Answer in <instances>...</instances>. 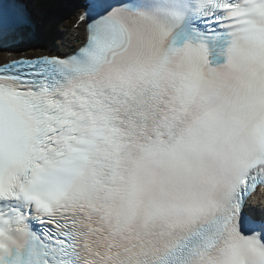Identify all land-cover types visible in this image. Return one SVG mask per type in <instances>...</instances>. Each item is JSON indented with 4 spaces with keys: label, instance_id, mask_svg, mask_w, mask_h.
<instances>
[{
    "label": "snow or ice",
    "instance_id": "6c2138e0",
    "mask_svg": "<svg viewBox=\"0 0 264 264\" xmlns=\"http://www.w3.org/2000/svg\"><path fill=\"white\" fill-rule=\"evenodd\" d=\"M64 2L0 0V264H264V0H77L39 51Z\"/></svg>",
    "mask_w": 264,
    "mask_h": 264
},
{
    "label": "bare ground",
    "instance_id": "6f19581e",
    "mask_svg": "<svg viewBox=\"0 0 264 264\" xmlns=\"http://www.w3.org/2000/svg\"><path fill=\"white\" fill-rule=\"evenodd\" d=\"M68 2H69V1H68ZM76 3H77V0H72V3H71V5H70V4H68L67 1L65 0V2L62 3L64 8H60L58 5H56V6H54V7L52 8L51 11H53L54 14H55V13L61 11L62 9L68 10V11H69L68 17L71 19L72 16H73V14L77 11ZM71 34H72V33H71ZM67 36H68V35H67V32L65 31V32L62 33V34H59V35L56 34V35H54L53 37H54V41L56 42V41H58V39H60V38L64 40ZM36 44H37V43H36ZM36 44H35V45H36ZM40 46H41V45H40ZM16 54H20V53L12 52V55H16Z\"/></svg>",
    "mask_w": 264,
    "mask_h": 264
},
{
    "label": "rangeland",
    "instance_id": "374dc122",
    "mask_svg": "<svg viewBox=\"0 0 264 264\" xmlns=\"http://www.w3.org/2000/svg\"><path fill=\"white\" fill-rule=\"evenodd\" d=\"M53 20H54V23L55 24H58V22H59V17L58 16H55L54 18H53ZM54 23L53 22H49V26H51V28H52V26L54 25ZM57 33H55V35H56ZM54 39V38H53ZM52 39V40H53Z\"/></svg>",
    "mask_w": 264,
    "mask_h": 264
},
{
    "label": "water",
    "instance_id": "95a60500",
    "mask_svg": "<svg viewBox=\"0 0 264 264\" xmlns=\"http://www.w3.org/2000/svg\"><path fill=\"white\" fill-rule=\"evenodd\" d=\"M33 44H34V42H33ZM35 45V44H34Z\"/></svg>",
    "mask_w": 264,
    "mask_h": 264
}]
</instances>
